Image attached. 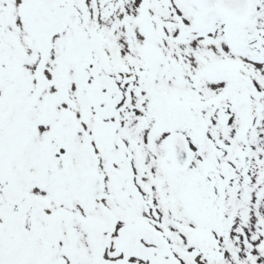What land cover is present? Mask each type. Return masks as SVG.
<instances>
[{
    "label": "snow or ice",
    "instance_id": "1",
    "mask_svg": "<svg viewBox=\"0 0 264 264\" xmlns=\"http://www.w3.org/2000/svg\"><path fill=\"white\" fill-rule=\"evenodd\" d=\"M0 264H264V0H0Z\"/></svg>",
    "mask_w": 264,
    "mask_h": 264
}]
</instances>
